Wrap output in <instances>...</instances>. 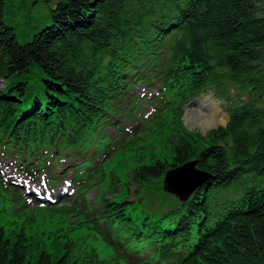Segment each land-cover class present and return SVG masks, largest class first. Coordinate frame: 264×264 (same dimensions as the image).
Masks as SVG:
<instances>
[{"label":"trees","instance_id":"16d2710c","mask_svg":"<svg viewBox=\"0 0 264 264\" xmlns=\"http://www.w3.org/2000/svg\"><path fill=\"white\" fill-rule=\"evenodd\" d=\"M158 83L154 112L124 107L131 89ZM0 84V149L52 182L55 159L70 160L59 176L70 173L81 207L42 211L79 218L72 232H93L114 252L102 259L58 235L34 264H264V0H0ZM229 86L249 94L226 107V126L186 132L182 105L205 89L229 99ZM163 137L164 155L139 160L122 193L109 186L113 197L89 208L109 158ZM193 159L211 177L186 203L156 216L128 200L129 185L161 184ZM0 197V264H33L35 214L1 179ZM124 245L150 252L132 262Z\"/></svg>","mask_w":264,"mask_h":264},{"label":"rangeland","instance_id":"374dc122","mask_svg":"<svg viewBox=\"0 0 264 264\" xmlns=\"http://www.w3.org/2000/svg\"><path fill=\"white\" fill-rule=\"evenodd\" d=\"M35 4H36V1H34L33 6H35ZM53 5L54 3L50 4L51 7ZM38 9H40V7ZM0 88H2L1 84H0ZM227 91H229V94H230L229 99L224 100L222 97L215 95L213 91H211L210 89H205L197 94L198 98H197V101L194 103V105H192L191 107H187V105L189 104L188 102L186 104H183L182 105L183 115L181 116V125L184 128V130L186 132L197 133V134H200L201 136H205L209 131L215 130L219 128L220 126L222 127L226 126V122L227 120H229V113L227 112L226 107L230 105L231 103L244 100L249 94L248 92H245V91L244 92L236 91L235 88H232L230 86L228 87ZM142 94H146L144 95L146 96V98L153 95L151 97V100L155 99L153 89L146 90L140 87L134 88L130 90L127 98L123 102L124 107L125 108L128 107L129 102H131L135 106L136 97L142 100V96H143ZM201 103L205 105L200 107L199 105ZM154 105L156 106V101L143 103V104L137 103V106L139 108L141 107L142 111L145 113H150L151 110L155 107ZM213 106H215L216 107L215 109H217L218 112L220 113V117H223V116L226 117L225 119L226 122L224 124H220L217 126L215 125L211 128L204 129L197 124H189L187 122L186 118L190 112L192 111L209 112V109H211V107ZM189 109H191L190 112H189ZM135 125L136 124L134 123H125L124 126L125 128L127 127L128 129V128H133ZM108 132L112 136H115L116 138L119 136V132L117 131L111 130ZM167 139L165 137L160 138V139L152 138L151 142H149L147 145H143L141 147L133 149L132 151L125 152V154L118 152L116 153L115 156L109 158V161L106 162L105 165L103 164L104 162L102 158L100 159L98 158L97 160H100L99 164H103V174L102 176L97 178L98 180L95 181L94 183L95 185L94 184L92 185L93 187L92 190L89 191L85 196L87 203L89 205V208H91L92 210L97 208L98 204H100V199L102 198L103 194L106 199H110V197H113L112 193L110 192L107 193L109 186L115 188L118 192L122 193L125 188L124 184L125 182H129L132 171L138 165H140L138 163L139 160H143V158H145L146 161H149L150 158L160 157L164 155V153L167 152V150H169V146L167 144L168 141H166ZM108 143H112V141H110L109 138L104 140V145ZM2 152L3 151H0V175L3 177L4 179L3 182L7 188H12L11 186H14V184H16L17 190L26 188L28 191L37 193L38 195H42L46 191V189L44 188L46 187V184L44 181V178H46L45 175H41L37 179L36 182L28 181V178L19 176L22 174L19 173L18 171L20 160L16 159V155L12 153H7V154L4 153L3 155ZM105 158H108L107 154ZM190 161H197V165H198L197 159H193ZM54 162L55 164H58L60 167L62 166V163H60L58 160H55ZM63 163L67 164L69 163V161H66ZM163 179H164V176L161 180V184L158 181H154L148 186L142 187L138 189L137 191H136V186L134 184L129 185L130 195L128 197V200L133 201L135 200V198L137 200L138 198H140L141 202L140 201L138 202L137 204L138 208L142 209V211L147 212L149 214L153 213L156 216H161L165 212H167L169 209L177 205L178 203L183 204V203H186L190 199L189 197V199L186 202H181L179 197L176 194L164 191L163 190ZM60 180L61 179L59 178V182L55 184L54 186H52V191H54V193H51V195L53 198L57 196L62 197L64 193H69L71 191L70 188L66 185L68 182L63 183ZM262 186L264 188V183L262 184ZM197 190L198 189H196L195 191ZM135 191L137 195L135 194ZM3 193H6V192H3ZM0 198L2 199V197ZM74 199H76V202L79 203V207H81L80 205L82 204V198L76 195L63 197L62 199L59 200V202L63 201V202H67L71 204L73 203ZM27 203H29L28 200H27ZM35 204L30 203L28 204V206H33V205L36 206ZM13 208L18 209L20 207L18 205H14ZM23 209L25 211H30V212L32 211L35 214L32 217V219H34L37 224L35 227H33V229L32 228L30 229L29 227V230H28L29 231L28 238H30V233L33 234L35 237V239H31V240L29 239L30 245L32 246L31 249L33 248L31 252L32 258L34 261L33 264L36 263L37 257L41 255L43 250L49 254H52L51 248H54V247L57 248V245H58V244L53 243L52 239L57 238L56 236L58 235H62V237H60L61 241L64 239H68V240H71L72 244L76 243L77 248H82V244L91 246L93 249L97 251L99 257L102 259H110L113 257L114 255L113 250L109 248L93 232H90V231L72 232V230H70L72 225H79L80 223H82V221H78L79 218L71 220V217L62 218L57 215H54L53 217H51L52 216L51 212L42 211L43 209H40L37 206L34 207L32 210L27 209V207H24ZM125 247H126L125 252L127 253L128 256L132 255L135 252L137 254H140L138 252L142 253L146 251L145 250L146 247L140 248V246H135L136 250L129 249V245ZM137 247L139 249H137ZM121 248H123V246ZM57 254H59L58 251H57Z\"/></svg>","mask_w":264,"mask_h":264},{"label":"water","instance_id":"95a60500","mask_svg":"<svg viewBox=\"0 0 264 264\" xmlns=\"http://www.w3.org/2000/svg\"><path fill=\"white\" fill-rule=\"evenodd\" d=\"M197 98L198 96L194 97L187 107L194 105ZM209 178L210 174L208 172L197 168V161H189L165 173L163 190L176 194L181 202H186L194 191L200 188Z\"/></svg>","mask_w":264,"mask_h":264},{"label":"bare ground","instance_id":"6f19581e","mask_svg":"<svg viewBox=\"0 0 264 264\" xmlns=\"http://www.w3.org/2000/svg\"><path fill=\"white\" fill-rule=\"evenodd\" d=\"M152 89L154 90V95H155V94H158L160 92L161 87H160V85L158 83V85L157 84L154 85L152 87ZM142 100H144L143 96H142ZM204 105L205 104L201 103L199 106L202 107ZM215 108H216L215 106L211 107V109H209V112H200V111H198V112L197 111L190 112L191 109H189L190 113L187 115L186 120H187V122L189 124H197V125L201 126L204 129L211 128V127H213L215 125L217 126V125H220V124H224L226 122L225 121L226 117L225 116L220 117V113ZM227 119H228V117H227ZM227 122H228V120H227Z\"/></svg>","mask_w":264,"mask_h":264}]
</instances>
